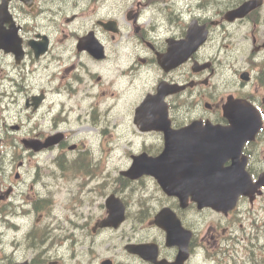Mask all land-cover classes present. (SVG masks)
<instances>
[{"label": "flooded vegetation", "instance_id": "af4514ba", "mask_svg": "<svg viewBox=\"0 0 264 264\" xmlns=\"http://www.w3.org/2000/svg\"><path fill=\"white\" fill-rule=\"evenodd\" d=\"M4 1L0 0V264L173 263L179 248L167 245L166 230L154 221L163 208L174 212L190 233L186 238L180 232L179 241L189 242L186 264H197L202 244L209 237L218 241L214 229H207V218L194 204L183 209L177 199L165 196L163 202L158 197L147 207L142 196L148 182L155 181L144 180L150 177L140 178L134 186L141 196L139 204L126 201L137 223L116 230L101 226L107 215L105 204L86 198L80 202L71 185L61 186V195L54 202H43L37 214L38 222L43 218L40 238L50 249L38 259L39 252L32 254L28 245L35 237L30 216V207L36 209L31 195L34 180L19 155L33 153L26 143L47 140L59 131L53 117L59 109L67 108V113L98 109L90 100L99 98V81L80 95V79L96 71L99 79L108 68L115 75L113 82L125 77L124 84L116 87L118 109L135 111L160 87H181L165 98L171 131H184L195 120L227 126V100L244 97L255 103L256 82L262 88L258 78L264 71V0H9L8 10L2 8ZM251 1L258 7L232 20L229 13ZM196 44L198 48L191 51ZM167 53L176 65L161 64L160 57ZM52 60L73 62L65 75L78 66L69 84L47 77L53 73ZM116 65L123 70L116 71ZM256 106L264 112L263 100ZM45 122L51 126L43 131ZM33 123H40L39 134L27 129ZM135 137L143 142L141 152L158 156L164 150L165 133L138 129ZM66 144L62 135L55 148ZM262 172L258 165L256 175ZM225 219L226 227L236 222L231 216ZM58 244L65 245L56 246L53 253ZM149 244L158 246L157 257L152 251L135 254L128 249Z\"/></svg>", "mask_w": 264, "mask_h": 264}, {"label": "water", "instance_id": "95a60500", "mask_svg": "<svg viewBox=\"0 0 264 264\" xmlns=\"http://www.w3.org/2000/svg\"><path fill=\"white\" fill-rule=\"evenodd\" d=\"M232 121H235V125L231 132H235L239 136L236 137L239 141V144H237L236 148L240 150L242 149L243 144L248 140L252 139L255 135V133L258 132V130L261 127V120L258 118V116L255 113L250 114H239V115H231ZM238 158V155L234 157V159ZM226 158H224L225 160ZM239 177V191L238 193H241L243 191V187L246 186V180L243 175V173L238 174ZM246 189V188H245ZM238 195V194H236ZM237 197V196H236ZM233 199V197H232ZM227 200V198L221 197V201Z\"/></svg>", "mask_w": 264, "mask_h": 264}, {"label": "rangeland", "instance_id": "374dc122", "mask_svg": "<svg viewBox=\"0 0 264 264\" xmlns=\"http://www.w3.org/2000/svg\"><path fill=\"white\" fill-rule=\"evenodd\" d=\"M83 143V142H82ZM257 209L259 208V204L256 205ZM262 219L264 220V214H263V217Z\"/></svg>", "mask_w": 264, "mask_h": 264}]
</instances>
